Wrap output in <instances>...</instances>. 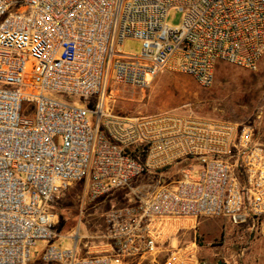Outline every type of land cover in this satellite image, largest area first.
Masks as SVG:
<instances>
[{"label":"built area","instance_id":"obj_1","mask_svg":"<svg viewBox=\"0 0 264 264\" xmlns=\"http://www.w3.org/2000/svg\"><path fill=\"white\" fill-rule=\"evenodd\" d=\"M174 8L184 14L178 26L167 23ZM126 39L141 43L139 54L118 49ZM263 57L264 0H0V264H33L39 242L38 264H209L172 237L181 221L264 220L258 127L238 130L230 160L189 151L194 160L176 181L111 208L100 235H82L79 222L72 248L53 242L67 238L55 229L54 204L81 182V209L117 190L134 193L153 168L131 149L133 120L102 130L111 84L144 89L169 69L210 87L218 63L256 71ZM96 239L104 251H91Z\"/></svg>","mask_w":264,"mask_h":264},{"label":"rangeland","instance_id":"obj_2","mask_svg":"<svg viewBox=\"0 0 264 264\" xmlns=\"http://www.w3.org/2000/svg\"><path fill=\"white\" fill-rule=\"evenodd\" d=\"M183 18L184 14L174 8L169 13L167 23L178 26L182 24ZM117 47L128 54H139L141 51V43L133 39H126ZM111 89L113 92L109 93L111 95L106 106L110 116L104 118L102 130L108 132L113 129L110 124L104 128L107 121L133 120L138 129L134 135L137 142L131 149L135 150L134 154L142 163H149L153 168L133 182L134 193L129 189L117 190L87 203L84 209H81L84 182L63 192L54 204L57 214L55 229L59 235L67 238H56L53 242L64 249L73 247L74 240L69 238V234L77 228L79 222L82 235H100L107 211L134 202L135 194H147L158 181H171L167 178L175 177L194 160L189 156V151L209 153L230 160L236 134L242 126L258 127L257 136L264 134V57L256 71L226 62L218 63L210 87L201 86L190 75L168 69L158 74L144 89L119 83L111 84ZM61 97L76 104H81L82 100L67 95ZM90 103L94 104L95 100ZM89 108H94V105ZM88 118L95 125L96 116L90 113ZM143 121H148V124L144 125ZM222 125L228 126L229 132L219 130ZM143 133L149 136L145 143L138 140ZM225 137L229 138L230 143L221 142L220 139ZM177 140L180 143H176ZM164 157V163L167 164L160 162ZM148 158L151 162H147ZM175 161L178 164L175 165ZM207 220L214 230L208 236L197 226V247H192L198 250V259H205L209 264H219L221 261L228 264H264V220L252 230L243 228V225L237 226L229 218ZM189 224L194 225V222L186 221V225ZM203 228H206L205 225ZM193 236L180 232L177 235L178 245L188 246ZM98 242L100 239H96V244L100 246L93 247L91 251L105 250L101 248L103 243ZM43 244L39 242L36 247L37 256L33 264L41 261ZM88 246L91 247V244ZM87 251L88 247L83 249V252Z\"/></svg>","mask_w":264,"mask_h":264},{"label":"crops","instance_id":"obj_3","mask_svg":"<svg viewBox=\"0 0 264 264\" xmlns=\"http://www.w3.org/2000/svg\"><path fill=\"white\" fill-rule=\"evenodd\" d=\"M147 162H151L150 161V158H148L147 159ZM173 163H175V165L176 164H178L176 161L175 162H173ZM173 163H171V164H173ZM148 165H149V163H147ZM182 171V170H181ZM180 177V173H178V175H176L175 177H172V178H167V180L168 179H171V181H165L164 183H171V182H174V181H176L178 178ZM165 179V178H164ZM206 222H208V223H206ZM206 223V224H205ZM186 222H184V221H181V227H179L178 228V230H179V233L180 232H182L183 234H187V235H189L190 237L192 236V235H194L193 237H192V239H191V241L189 242V245H190V247H192L193 245H196V238H195V236H196V233H197V231H198V229H197V226L198 227H200V229L199 230H201L202 232H204L206 235H210L209 233H211L213 230H214V228H213V226L212 225H210L209 224V221L207 220V219H205V220H201L200 222H195L194 223V225H190L189 227H186ZM203 225H205V227L206 228H203L202 229V227H203ZM186 227V228H185ZM244 227H247L248 229H250V230H252V229H254L255 227H253L252 226V223H249L248 225H243V228ZM178 233V234H179ZM177 234V235H178ZM177 235H175V236H173L172 237V240L174 241V243L175 242H177L178 243V238H177ZM196 247H197V245H196ZM102 249H105L104 248V246L103 247H101ZM102 251H104V250H102ZM99 252H101V251H99ZM196 252H198V250H196Z\"/></svg>","mask_w":264,"mask_h":264},{"label":"water","instance_id":"obj_4","mask_svg":"<svg viewBox=\"0 0 264 264\" xmlns=\"http://www.w3.org/2000/svg\"><path fill=\"white\" fill-rule=\"evenodd\" d=\"M219 264H228V263L221 261Z\"/></svg>","mask_w":264,"mask_h":264}]
</instances>
